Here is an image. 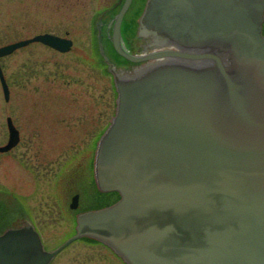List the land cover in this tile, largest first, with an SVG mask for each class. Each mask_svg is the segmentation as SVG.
I'll use <instances>...</instances> for the list:
<instances>
[{
  "label": "water",
  "instance_id": "1",
  "mask_svg": "<svg viewBox=\"0 0 264 264\" xmlns=\"http://www.w3.org/2000/svg\"><path fill=\"white\" fill-rule=\"evenodd\" d=\"M130 3L107 35L134 67L116 71L97 37L116 98L93 178L118 198L77 213L74 233L52 250L31 223L3 229L0 264H49L85 237L125 264H264V0H145L136 52L121 35ZM31 42L72 45L41 33L0 46V57ZM0 84L7 100L1 66ZM7 127L0 151L18 142L10 118Z\"/></svg>",
  "mask_w": 264,
  "mask_h": 264
},
{
  "label": "rangeland",
  "instance_id": "2",
  "mask_svg": "<svg viewBox=\"0 0 264 264\" xmlns=\"http://www.w3.org/2000/svg\"><path fill=\"white\" fill-rule=\"evenodd\" d=\"M115 1L0 0V46L41 33L72 41L64 53L33 42L0 58L10 89L6 102L0 85V142L6 132L5 107L21 130L20 145L9 155L0 154V232L20 224L18 220L32 223L46 250L73 234L75 216L68 203L72 186L78 190L83 175L77 183L71 179L82 166L80 172L88 177L85 166L90 162L93 169L96 141L114 114L113 75L108 65L100 66L95 49L101 35L110 55L107 27L118 9L109 11ZM144 3L135 1L140 13ZM137 17L128 16L129 24ZM120 67L114 66L116 71ZM29 164L30 169L35 164L42 169L35 174ZM114 198L106 196V203ZM87 199L82 208L100 206ZM49 264L124 263L106 246L85 237L70 243Z\"/></svg>",
  "mask_w": 264,
  "mask_h": 264
},
{
  "label": "flooded vegetation",
  "instance_id": "3",
  "mask_svg": "<svg viewBox=\"0 0 264 264\" xmlns=\"http://www.w3.org/2000/svg\"><path fill=\"white\" fill-rule=\"evenodd\" d=\"M135 1L136 0H131V3H130V5H129V7H128V9L126 10V12H125V14H124V20H123V24L125 23V22H129L128 20H127V17L128 16H139L138 14H139V8L136 6L135 7ZM122 2H123V0H116L115 1V3H114V6L112 7V8H110L109 9V11H114L113 9L114 8H118V10H119V8H120V6H121V4H122ZM122 24V25H123ZM130 27V26H129ZM129 27H127L126 28V30H128V28ZM125 29V27H124V25H123V27H122V29ZM125 30V32H128V31H126ZM124 43H125V46L129 49V51H133V49L134 48H136L137 47V45H138V43H137V41H136V39H135V36H133L132 38H129V36L127 35V37L126 38H124ZM110 43V42H109ZM110 57H111V59L113 60V62L116 64V65H118V67L119 66H121V67H125V68H129V69H132L133 67H134V65H132V64H130L129 62H126V61H124L121 57H119L115 52H113L112 50L110 51ZM5 100V99H4ZM10 100V89H9V97H8V99L7 100H5L6 102H8ZM4 111H5V115H4V119H5V125H6V132H4V134H3V136L5 137L4 138V140L2 141V142H0V146H3V145H5L6 144V142H7V140H8V128H7V119L8 118H10V120H11V122L13 123V125L15 126V128L18 130V135H19V138H18V142L14 145V146H12L11 148H9L8 150H6V151H0V154H2V155H9L13 150H15L19 145H20V141H21V130L20 129H18L17 128V126L14 124V122H13V119L11 118V116L9 115L10 114V107L9 106H7V107H5L4 108ZM37 155V157H40V154H36ZM41 161V160H40ZM88 165V167L87 166H85L86 168H87V170L89 171L88 172V177H85V172H80V170L81 171H83V170H85L84 169V167L82 166L81 167V169L80 170H78L77 171V174H76V172L74 173V175H75V177L74 178H72L71 179V181H73L72 183H74L75 182V180H76V183L78 182V180H79V177H81V175H83L82 177H83V180L82 179H80V181L78 182L79 183V187L80 188H78V190L74 187V185L72 186V194H71V196H70V202H71V200H72V197L74 196V195H77V198H76V203H77V206H76V208H74V209H71V208H69L71 211H74V224H75V218H76V214L77 213H79V212H81V211H83V210H85V209H87V208H82L81 207V203L83 202V201H85V199H87V201L86 202H88L89 200H93V201H95V202H100V205H104V203L106 204V196H108L107 194H105V193H102V192H99L98 190H97V188H96V186H95V184H94V181H93V177H92V179H91V177H89V176H92V170H90V162L87 164ZM30 166H32V165H28L27 167H28V169H29V171H31V172H35V174L40 170V169H42L41 167H42V165H38V164H35V169H33V167H31V169H30ZM83 169V170H82ZM33 170V171H32ZM75 171V170H74ZM78 179V180H77ZM86 182H89V183H86ZM71 183V182H70ZM93 188L90 192H88L87 190L89 189V188ZM76 189V190H75ZM87 196H89V197H87ZM92 197V198H91ZM115 199H117V196H115V198L112 200V201H114ZM70 202L68 203V207H69V205H70ZM20 224H22L21 222V220L20 221H18ZM17 222V223H18ZM17 225H19V224H17Z\"/></svg>",
  "mask_w": 264,
  "mask_h": 264
},
{
  "label": "trees",
  "instance_id": "4",
  "mask_svg": "<svg viewBox=\"0 0 264 264\" xmlns=\"http://www.w3.org/2000/svg\"><path fill=\"white\" fill-rule=\"evenodd\" d=\"M123 25H124V27H125V29H124V28L122 29L123 37L126 38L127 35L131 37L130 34H132V35L134 34L135 24H129V22H128V23L125 22ZM129 26H131L132 28H131V31H129L130 33L128 32V34H127V32H125V30H126V28L129 27ZM122 27H123V26H122ZM126 31H128V30H126Z\"/></svg>",
  "mask_w": 264,
  "mask_h": 264
}]
</instances>
